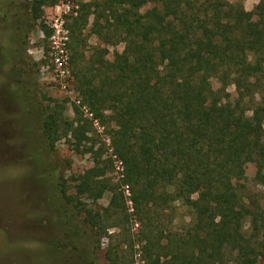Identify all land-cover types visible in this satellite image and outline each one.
<instances>
[{
	"label": "trees",
	"instance_id": "obj_1",
	"mask_svg": "<svg viewBox=\"0 0 264 264\" xmlns=\"http://www.w3.org/2000/svg\"><path fill=\"white\" fill-rule=\"evenodd\" d=\"M146 3L151 18L139 25L132 8ZM56 4L31 1L32 22L43 7ZM83 6H94L96 16L109 21L98 29L104 43H124L112 62L93 49L87 71L78 68L75 54L70 62L92 118L114 125L111 146L124 166L134 208H157L158 199L165 211L180 201L193 215L190 224L166 232L165 243L145 239L146 264H258L264 219L249 207L239 215L231 210L238 195L229 177L254 163L264 187V24L252 26L243 7L229 0H99ZM86 16L82 10L78 20ZM212 78L220 83L216 90ZM229 85L246 101L232 108L223 104ZM40 129L53 149L57 136L66 133L61 109L49 107ZM72 137L77 143L85 138L78 128ZM103 174L95 162L77 177L76 193L99 198L107 187L99 180ZM60 192L71 201L65 188ZM74 207L96 227L99 213L81 203Z\"/></svg>",
	"mask_w": 264,
	"mask_h": 264
},
{
	"label": "rangeland",
	"instance_id": "obj_2",
	"mask_svg": "<svg viewBox=\"0 0 264 264\" xmlns=\"http://www.w3.org/2000/svg\"><path fill=\"white\" fill-rule=\"evenodd\" d=\"M31 1L0 0V264H146L145 239L165 243L166 232L190 224L193 215L180 201L165 211L158 199L157 208L148 205L143 212L134 208L124 183V166L111 146L114 125L105 118L102 126L92 118L77 91L70 62L75 54L78 68L87 71L93 49H102L104 59L112 62L124 43L107 44L100 37L98 29L109 21L97 17L94 6H83L99 0H57L56 5L43 7L34 22ZM229 1L243 7L252 26L264 24V0ZM63 4L72 10L65 14ZM82 10L87 14L84 22L78 20ZM132 11L135 22L142 25L151 18L152 5H138ZM54 24L67 37L59 44L65 51L62 59L52 39ZM13 50L15 57L7 63ZM211 86L216 90L220 83L212 78ZM226 92L222 103L227 107L246 101L233 85ZM260 94L264 99V90ZM53 106L61 109L66 133L57 136L51 149L40 123ZM74 128L85 137L80 143L72 137ZM95 162L104 170L99 180L107 187L99 198L90 199L78 195L75 187L77 177ZM261 175L254 163L230 175L238 195L230 204L236 215L249 207L264 219ZM62 187L71 201L61 194ZM76 203L101 215L96 227L84 221ZM244 220L246 230L248 217ZM258 264H264V255Z\"/></svg>",
	"mask_w": 264,
	"mask_h": 264
},
{
	"label": "built area",
	"instance_id": "obj_3",
	"mask_svg": "<svg viewBox=\"0 0 264 264\" xmlns=\"http://www.w3.org/2000/svg\"><path fill=\"white\" fill-rule=\"evenodd\" d=\"M63 7H64L63 12L65 14H67L68 12H70L72 10L69 4H63ZM54 26H55V28H57V31H56V34L54 36H52V39H53V43L56 45L55 48H57L56 49L57 50V56H58V58L62 59L65 57V55H64L65 51L63 50V48H61L59 46V44H63V43H60V41L62 39L66 40L67 37L64 36L63 29L61 26H60V28H59V26L57 27L56 24H54ZM61 32H62V35H60ZM56 37L58 38V41L56 40ZM63 62H64V60L62 62H59V64L62 65ZM61 73H62V75H64L65 72L62 70Z\"/></svg>",
	"mask_w": 264,
	"mask_h": 264
}]
</instances>
